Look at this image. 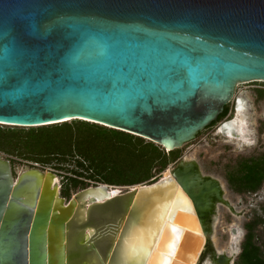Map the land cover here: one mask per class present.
Masks as SVG:
<instances>
[{
    "label": "water",
    "instance_id": "95a60500",
    "mask_svg": "<svg viewBox=\"0 0 264 264\" xmlns=\"http://www.w3.org/2000/svg\"><path fill=\"white\" fill-rule=\"evenodd\" d=\"M253 82L264 0H0V126L81 121L171 152ZM53 178L36 164L13 177L0 155V264H154L173 251L172 264H191L220 193L182 161L169 178L95 183L68 201Z\"/></svg>",
    "mask_w": 264,
    "mask_h": 264
},
{
    "label": "trees",
    "instance_id": "16d2710c",
    "mask_svg": "<svg viewBox=\"0 0 264 264\" xmlns=\"http://www.w3.org/2000/svg\"><path fill=\"white\" fill-rule=\"evenodd\" d=\"M226 113L227 108L222 116ZM0 152L43 167L50 165L51 159L73 164L71 170H66L71 177L65 179L73 185H82V189L88 186L77 179L115 187L155 181L156 175L164 172L179 155L177 150L166 154L141 138L79 121L28 131L0 130ZM228 179L233 186L256 191L264 179V156L245 162L241 175ZM254 226L245 225L247 234L238 264H264V257L254 241Z\"/></svg>",
    "mask_w": 264,
    "mask_h": 264
},
{
    "label": "rangeland",
    "instance_id": "374dc122",
    "mask_svg": "<svg viewBox=\"0 0 264 264\" xmlns=\"http://www.w3.org/2000/svg\"><path fill=\"white\" fill-rule=\"evenodd\" d=\"M238 96H242L249 106V112L245 117L251 131V138L253 142L252 147H243L238 145L237 142L233 144L227 143L226 140L217 133L218 126L226 120L223 119L215 123V125L206 128L200 132L195 139L186 143L180 149H177L179 153L177 160L168 165V167L164 170L171 172L177 167L179 162L187 160L194 163L196 169L203 177L215 180L221 186L222 199L227 206H218L215 211L214 218L216 219V223L214 227L213 242L215 248L219 252L228 251L230 241L229 227L232 225L235 226L234 228L236 229L238 235H240V241L237 245L238 252L232 259L231 264H238L241 245L245 239V235L247 234V230L245 228V225L247 224L255 225L253 231L255 238L254 241L256 246H258L262 257H264V179L261 186L253 192L233 186L228 181L229 176L241 175V168L245 162L257 160L261 158L262 154H264V83L253 82L237 85L234 92V98L227 105H225L228 107L230 113L233 111V104L236 103L234 99ZM72 122L77 121H70L67 124ZM89 124L91 125V123ZM29 129L33 128H12L0 126L1 131H28ZM142 140L145 143L149 142L145 139ZM165 153L167 154L168 152ZM0 155L5 156L4 158L10 161L12 172L15 176L20 172L33 167L32 163L26 162L15 156L8 157L9 155L3 152H0ZM37 166L44 172H50L57 176L59 180L60 197L66 201L83 188L82 185H73L65 179L67 177H71L66 170H71L73 168V164H69L68 162L63 163L59 160L51 159L50 165L45 167L40 165ZM162 175L163 172L156 175V178L159 179ZM77 180L87 186L95 184L94 182L84 178ZM152 181L153 180H150L139 185H148ZM131 187H120V189L124 191ZM255 194H257V197H254Z\"/></svg>",
    "mask_w": 264,
    "mask_h": 264
},
{
    "label": "bare ground",
    "instance_id": "6f19581e",
    "mask_svg": "<svg viewBox=\"0 0 264 264\" xmlns=\"http://www.w3.org/2000/svg\"><path fill=\"white\" fill-rule=\"evenodd\" d=\"M236 101V108H235V115L232 121L227 122L223 125H220L218 128V134L221 135L227 143H235L237 142L238 145L251 148L253 145L252 138H251V131L249 124L246 120V114L249 112V106L245 99L242 96L235 97L234 99ZM165 148L169 150L171 148V145H165ZM183 164H194L193 162L183 160ZM37 166V165H36ZM38 167V166H37ZM47 174V173H45ZM202 176V175H201ZM162 177L169 178L170 177V171L166 170L163 172ZM206 182L205 180H203ZM44 184V180L43 183ZM51 185L55 184L57 190L59 189V180L57 176L51 180ZM118 191V190H117ZM220 191H222V188L220 187ZM185 196V195H184ZM216 197L218 200V204L212 205L211 201L212 198ZM186 201L189 203L188 199L186 198ZM186 202V203H187ZM208 206L206 211H211L212 206L215 207L214 209L217 210L219 205H225L226 203L223 201L220 193H213V195H209L207 197ZM225 203V204H224ZM185 205V204H184ZM183 205V206H184ZM227 206V205H226ZM206 208V206H205ZM230 210V209H229ZM232 213V211L230 210ZM205 211L203 212V214ZM217 215V214H216ZM216 219L214 218L211 220L207 225L202 221V224L200 226V232L198 234L199 240H200V247L198 249V252L191 262V264H231L232 259L237 254V245L240 241V235H238L235 226L232 225L229 227V249L228 251L219 252L214 245L213 242V235H214V227H215ZM184 229H181L179 232L177 244L180 242V237L184 233ZM172 237L175 238L176 234H172ZM173 245L172 243L170 244ZM168 247V246H167ZM173 254L172 256H159L156 257L154 260V264H172L173 260Z\"/></svg>",
    "mask_w": 264,
    "mask_h": 264
},
{
    "label": "flooded vegetation",
    "instance_id": "af4514ba",
    "mask_svg": "<svg viewBox=\"0 0 264 264\" xmlns=\"http://www.w3.org/2000/svg\"><path fill=\"white\" fill-rule=\"evenodd\" d=\"M225 108H227V113H226V115L225 116H222V114L218 117V119H217V121L215 122V123H217V122H219V121H221V120H223V119H226V120H224L220 125H223V124H225V123H227V122H230V121H232V119L234 118V115H235V108H236V103H234L233 104V111L230 113L229 112V110H228V107L227 106H224V109ZM224 109H223V111H224ZM215 123H213V124H211L209 127H211V126H213V125H215ZM219 125V126H220ZM219 126H218V128H219ZM208 127V128H209ZM261 156H264V154H262ZM13 177H15V175L13 174ZM204 179H205V181H208V180H211V179H209V178H205V177H203ZM220 186V185H219ZM261 186V185H260ZM221 187V186H220ZM220 195H221V197H222V191H220ZM254 197H257V194H255L254 195ZM211 203H212V205L214 206V205H216V204H218V200H217V198L216 197H213L212 198V201H211ZM212 206V209H211V211L209 212V211H206L204 214H203V216L201 217V220L205 223V225H207L211 220H213L214 219V217H215V207H213ZM219 206H221V205H219Z\"/></svg>",
    "mask_w": 264,
    "mask_h": 264
},
{
    "label": "built area",
    "instance_id": "2783aa9c",
    "mask_svg": "<svg viewBox=\"0 0 264 264\" xmlns=\"http://www.w3.org/2000/svg\"><path fill=\"white\" fill-rule=\"evenodd\" d=\"M5 157V156H4Z\"/></svg>",
    "mask_w": 264,
    "mask_h": 264
}]
</instances>
